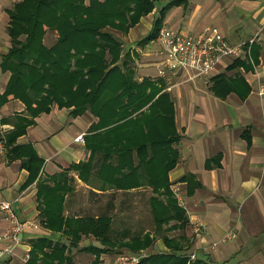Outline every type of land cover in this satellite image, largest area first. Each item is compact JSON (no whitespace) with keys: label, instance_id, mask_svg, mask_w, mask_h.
Masks as SVG:
<instances>
[{"label":"crops","instance_id":"0c3cea01","mask_svg":"<svg viewBox=\"0 0 264 264\" xmlns=\"http://www.w3.org/2000/svg\"><path fill=\"white\" fill-rule=\"evenodd\" d=\"M19 1L0 0V63L11 46L7 33L8 10ZM162 1L166 4L160 5ZM170 3L172 7L163 27L183 35L217 31L230 44L255 38L250 54L229 61L206 77L188 80L193 76L191 72L160 77L159 69L165 59L163 45L157 38L144 47H139L138 42L151 32L159 12ZM140 25L143 30L136 33ZM119 36L124 48L137 56L138 78L149 77L162 84L163 92L175 103V121L180 134L176 148L181 156L169 177L176 200L175 192H179L182 205L177 202L186 211L187 230L194 240L191 246L188 245L190 238L187 243L184 241L183 249L189 248L190 260L202 259L206 264H264V238L259 245L251 243L264 234V0H161L127 35ZM9 77V72L0 69V94L4 93ZM72 110L53 106L50 112L36 117L35 124L18 138L17 144L32 146L43 161L34 181H30V173L21 167L20 160L8 156L6 161H0V202H11L23 220L39 226L26 229L23 236L26 249H32V241L41 237L54 241L62 238L61 233H49L42 226L39 182L48 187L66 182L64 187L70 189L66 196L67 216H98V212L87 215L86 204L96 206L103 199L107 203L113 193L103 191L94 178L83 180L79 171L70 168L86 160L85 144L76 139L87 134L92 123L97 122L89 112L74 117ZM25 114V106L19 101L12 100L2 106L0 137L2 133L13 134L18 116ZM130 192L148 194L143 187ZM118 195L113 199L115 205L123 199L126 208V202L130 204L133 200V196ZM82 197L86 199L81 201ZM240 210L243 234L239 231L241 225L234 226ZM110 214H117V210ZM122 214L127 219V212ZM199 223L205 224L204 233L196 232ZM9 227L0 211V252L5 246L2 238ZM93 241L85 238L80 246L87 247ZM153 250L156 252L152 253ZM168 252L164 242L142 251L145 256ZM18 253L23 256L24 249ZM114 255H102L101 264H117ZM87 256V253L79 255L78 262L90 264L94 259L89 260ZM15 263L20 264L17 260Z\"/></svg>","mask_w":264,"mask_h":264},{"label":"trees","instance_id":"16d2710c","mask_svg":"<svg viewBox=\"0 0 264 264\" xmlns=\"http://www.w3.org/2000/svg\"><path fill=\"white\" fill-rule=\"evenodd\" d=\"M158 1L21 0L8 10L11 46L2 56L0 69L10 77L0 94V108L16 100L25 106L27 115L18 116L14 133L6 137V158L20 160L34 181L43 161L32 146L17 144L18 138L53 106L73 109L74 117L89 112L97 122L85 136L87 158L70 168L79 171L83 180L99 181L103 191H113L98 216L76 218L65 215L70 191L64 187L66 182L55 187L39 182L42 226L61 233L62 238L32 241L31 257L24 264H77L75 249L91 254L90 264H101L104 254L151 248L155 238L146 228L134 227L132 222L123 223V230L114 227V216L123 213L125 206L123 199L118 205L113 199L118 193L132 196L137 192L130 191L142 187L151 194L148 200L156 231L165 226L167 233L189 227L169 177L181 156L176 148L180 134L175 103L163 92L162 84L149 77L138 78L137 56L124 48L119 36L127 35L152 13ZM171 7L170 3L159 12L139 47L158 37ZM48 31L55 36L51 46L45 43ZM114 210L117 214H110ZM85 238L94 241L79 248ZM162 239L170 252L144 256L139 264H206L202 259L190 260L189 248L183 249L184 241H189L184 234L162 233Z\"/></svg>","mask_w":264,"mask_h":264},{"label":"built area","instance_id":"2783aa9c","mask_svg":"<svg viewBox=\"0 0 264 264\" xmlns=\"http://www.w3.org/2000/svg\"><path fill=\"white\" fill-rule=\"evenodd\" d=\"M157 40L163 45L165 59L159 69L160 77L177 76L180 72H191L193 74L188 80L206 77L218 69L226 61H234L249 55L255 38L247 42H236L230 44L219 32L205 30L197 35H183L168 27H162L158 33ZM264 89V88H263ZM84 144V135L76 139ZM6 140H0V157L6 154ZM176 198L181 204L179 192H175ZM0 211L4 219L9 222L10 227L2 240L5 246L0 252V264H24L29 261L31 249H26L23 236L27 228L37 229L39 226L28 220H23L13 209L12 203L0 202ZM197 233H204L206 226L199 223L195 228ZM19 249H24V255L20 256ZM140 256L120 255L119 264H139Z\"/></svg>","mask_w":264,"mask_h":264},{"label":"rangeland","instance_id":"374dc122","mask_svg":"<svg viewBox=\"0 0 264 264\" xmlns=\"http://www.w3.org/2000/svg\"><path fill=\"white\" fill-rule=\"evenodd\" d=\"M164 4H166V1L160 2V5H164ZM142 30H143V25H140L136 29V33H141ZM138 35H140V34H138ZM54 42H55V36H54V34L52 32H50V31H48L47 36L45 38V43L48 46H51ZM227 63H228V61L224 62L223 65H226ZM261 94H263V93H261ZM83 135H84V139H85L86 134H83ZM6 137L7 136L5 135V133H2V136L0 137V140H2V139L7 140ZM6 146H7V143H6ZM6 153H7V147H6ZM5 155L2 156V157H0V161H3V162L6 161V156ZM150 195H151L150 192H148V194H146V195H138V194L132 195L133 196L132 202L130 204L128 202H126L127 203V209L125 208V210H124V212L125 211L127 212V221L126 222L125 221L123 222V220L126 219L125 218L126 216L124 214H122V212H120V213H118V215H115L114 216L115 217L114 227L117 230H123L124 229L123 223L125 224V226H127V225H131V222H132V224H133L134 227L141 226V227L146 228V230H148V232L151 233L152 236H154L155 243L160 242V244H162V242H163L162 233H163V235H170L172 237H179L182 234H185V237L187 239L188 238L191 239V243H188V245H193L194 244V240H192V235L189 232V230H186V231L175 230V231H173L171 233H167V231H165L166 230V226H165L164 229H162L161 232L156 231L157 229L155 228V225L153 223V218H152V213H151V206H150V203H149V200H148L149 197H150ZM120 196L123 197V195H120ZM85 199L86 198H83L82 197L81 201H84ZM146 200H148V201H146ZM100 201L101 202H98L99 204L96 205V206H93V204L92 205L86 204V205H88L86 207L87 215H93V214H95L97 212L98 213L101 212L102 209H105L107 203H105L104 199L103 200H100ZM84 203H86V202H84ZM129 212H130V214H129ZM238 213H239V215L238 216H235V220H236L237 223L235 222L234 223V226L241 225L239 227L240 229L238 228L239 231H240V234H241L242 233L241 227L243 226V220L241 219L242 211L240 210V211H238ZM69 217H75V216L69 215ZM91 217H94V216H91ZM120 223L122 224L121 225L122 227L120 226ZM171 224H174V223L172 222ZM49 233H50V231H49ZM261 238H264V234L251 241V243L253 244V246L259 245L261 243ZM91 240H94V239H91ZM81 243H80V245H81ZM155 243H154V245H155ZM235 243H240V241H237ZM154 245H153V247H154ZM79 248H82V247L80 246ZM142 251H146V250H142ZM142 251L141 252H137V253H133V252H130V253H128V252H122L120 255H132V256H135L136 255V256H140L141 258H143L145 255H144V253H142ZM154 252H156V250H153L152 253H154ZM169 252H170V250H169ZM74 253H75L76 263L79 260L78 259L79 258V255L80 256L81 255H86V253L80 252V251H78V249H75L74 250ZM109 254L110 255H114V253H109ZM87 255H88L87 258L89 260H93L94 259V257L91 254H87ZM120 255L119 254H116V256L114 255L115 258H117V262H118V257ZM81 263L84 264V263H86V261H83ZM78 264H80V263L78 262ZM117 264H119V263H117Z\"/></svg>","mask_w":264,"mask_h":264}]
</instances>
